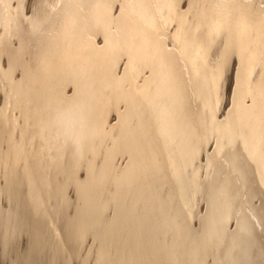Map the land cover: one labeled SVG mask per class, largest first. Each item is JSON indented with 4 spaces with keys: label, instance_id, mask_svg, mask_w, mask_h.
<instances>
[{
    "label": "bare ground",
    "instance_id": "6f19581e",
    "mask_svg": "<svg viewBox=\"0 0 264 264\" xmlns=\"http://www.w3.org/2000/svg\"><path fill=\"white\" fill-rule=\"evenodd\" d=\"M21 3L0 0V51L12 56L13 72L24 73L22 81L14 77L15 96L31 94L40 114L33 118L35 127L26 139H21L24 120L17 99L7 104V97L0 99L6 113L0 130L5 142L11 141V158L6 148L4 160L12 162L4 173L7 181L0 185V220L7 223L10 218L25 229L52 225L51 244L60 243L59 231H63L64 239L77 252L76 238L81 237L79 248H87L92 264H197L198 257L200 264H206V248L227 249L234 239L242 243L247 238L244 233L225 235L222 220L230 229L238 221L251 224L260 234L264 222L261 190L254 189L250 180L247 185L237 183L236 177L227 182L215 160L211 167L198 157L197 163L192 161L197 137L203 135L200 121L217 97L213 90L209 99L203 73L189 83L178 50L179 67L172 71L183 75L184 88L162 93V100L151 110L143 107V121L150 131L133 152L127 173L110 164L111 139L127 136L129 125L136 129L140 121L135 108L141 105L136 97L116 133H111L110 124L104 127L103 120H110L109 110L119 99L129 98L131 91L129 83L111 79L104 64L111 48L122 46L130 35H136L138 48L139 34L152 36V15L159 24L154 0H147L151 15L137 9L134 16L126 14L122 20L111 18L108 0H33L27 16ZM97 33L108 36V50H101ZM140 55H144L143 49ZM68 86H72L74 98L64 91ZM0 87H6V82ZM13 113L15 123L11 122ZM50 118L61 130H78L83 120L100 131L83 151L65 147L61 141L57 151L49 152L39 134H46ZM161 124L166 128L164 136L157 133ZM33 135L38 137L35 150L29 143ZM227 152L225 149L224 154ZM149 165L158 166L155 179L132 182ZM89 166L93 174L86 198L76 177ZM161 186L163 197L157 191ZM65 192L75 195L66 197ZM201 207L207 209L206 215Z\"/></svg>",
    "mask_w": 264,
    "mask_h": 264
},
{
    "label": "snow or ice",
    "instance_id": "6c2138e0",
    "mask_svg": "<svg viewBox=\"0 0 264 264\" xmlns=\"http://www.w3.org/2000/svg\"><path fill=\"white\" fill-rule=\"evenodd\" d=\"M32 3L33 0H22L21 7L26 16ZM154 3L159 24L156 15H152V36L139 34L141 45L138 48L136 35H130L122 46L111 48L104 64V71L111 79L131 85L129 98L119 99L109 110L110 120H103L104 127L110 124L111 133H116L135 105L136 97L140 98L141 105L135 108L140 121L136 129L132 130L129 125L127 136L122 134L110 141L111 166L117 171L123 169L126 174L131 167L133 152L147 138L150 130L143 121V107L151 110L162 100V93L173 94L184 88L183 75L172 71L179 67L178 50L186 65L189 83L203 73L209 99L213 90L217 97L200 121L203 135L197 137L193 163L198 162V157L211 167L215 160L227 182L236 177L237 183L243 181L247 185L250 180L252 187L264 194V0H154ZM107 7L113 20H122L126 14L134 16L137 9L151 15L147 0H108ZM97 36L101 50H108V36L100 33ZM141 49L144 55H140ZM15 76L22 81L24 73L19 69L13 72L12 56L0 51V85L6 82V87H0V99L7 97L5 104L17 99L20 118L24 120L21 139H26L35 127L33 118L40 114L38 106L34 107L38 101L31 94L23 98L15 96ZM141 80L142 85L138 83ZM64 91L72 93L70 99L74 98L72 86ZM5 116L4 108L0 107V121ZM217 120L221 122L217 123ZM16 121L13 113L11 122ZM41 123H44L43 119ZM47 124L46 134L41 131L39 139L42 145H47L49 152L57 151L61 141L65 147L72 145L83 151L100 131L83 120L78 130L75 127L61 130L51 118ZM157 133L164 136L166 128L159 125ZM37 138L33 135L29 142L34 150ZM10 144L11 141L5 142L0 130V185L7 181L4 173L12 165L11 159L4 160L6 148L11 158ZM225 149H228L227 154H224ZM157 167L146 166L132 178V182L153 181ZM92 174L93 167L89 166L80 170L76 177L77 186L86 198ZM157 191L164 196V186L158 187ZM69 195L75 194L65 192L66 197ZM200 211L207 214L205 207ZM220 228L225 235L231 232L235 237L244 233L247 238L242 243L234 239L227 249L222 246L206 248V264H264V222L260 225L259 235L255 226L242 225L239 221L230 229L227 221L222 220ZM51 231L52 225L47 229L32 226L25 229L13 224L10 218L7 223L0 220V264H92L87 248H79L81 237L76 238L77 252L69 246L71 241L64 239L65 232L58 228L61 241L53 246L49 239ZM197 264H200L199 257Z\"/></svg>",
    "mask_w": 264,
    "mask_h": 264
}]
</instances>
